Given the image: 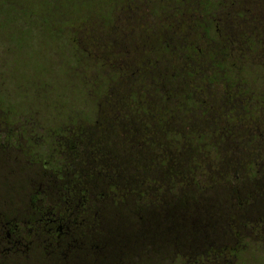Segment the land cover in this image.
<instances>
[{
	"label": "trees",
	"instance_id": "1",
	"mask_svg": "<svg viewBox=\"0 0 264 264\" xmlns=\"http://www.w3.org/2000/svg\"><path fill=\"white\" fill-rule=\"evenodd\" d=\"M257 1L253 0L254 16L233 23V31L223 21L210 31L203 25L201 31H184L183 44L177 49L163 44L161 48L160 41L152 52L140 46L136 67L121 72L127 77L116 82L118 91L111 87L105 94L91 125L83 120L46 130L35 120L31 124L38 139L26 144L27 136L10 141L7 135L24 120L12 126L0 119V155L6 163L14 159L22 164L24 172L21 205L52 196L46 185L53 178L46 174L55 164L63 178L81 190L68 196L94 205L88 219L102 227L105 235L114 236L113 208L140 210L148 204L151 191L178 195L186 190L199 192L213 181L233 185L241 174L226 168L240 152L249 176L264 174V0L260 8ZM209 2L200 0L202 17ZM25 153L38 156V162L25 163L21 159ZM144 163L166 167V171L145 176ZM71 172L72 180L67 175ZM260 191L264 192L263 182ZM231 197L232 204L239 205ZM263 199L260 193V202ZM15 211H3L0 219ZM259 220L264 223V214ZM227 221L226 227L231 223ZM179 223L176 219V230L189 228L191 234L201 235L203 245L211 242L214 224L192 220L182 222V228Z\"/></svg>",
	"mask_w": 264,
	"mask_h": 264
},
{
	"label": "rangeland",
	"instance_id": "2",
	"mask_svg": "<svg viewBox=\"0 0 264 264\" xmlns=\"http://www.w3.org/2000/svg\"><path fill=\"white\" fill-rule=\"evenodd\" d=\"M120 1L0 0V119L7 125L16 126L22 122L21 118L29 122L27 119L30 117L46 130L83 120H88L91 125L105 94L111 87L118 91V83L108 77L97 78V73L104 74V69L93 67L86 59L88 55L79 42L83 33L81 30L85 24H91L90 27L96 31L97 25L104 23L101 31L105 34L100 40L106 41L115 27V20L114 24L113 19L109 23L108 20L114 17L115 4H120ZM122 11L127 12V9ZM100 12L107 16L103 22L93 17ZM141 43L138 42V45ZM104 55L112 58L110 52L105 51ZM113 74L110 72V76L116 79L118 73ZM94 75L99 82H92ZM148 111L151 115L155 114L152 109ZM238 154L226 168L234 175L241 174L233 185L223 181L215 184L213 181L212 186L207 185L199 192L186 190L180 195H170L163 190L151 191L148 193V204L141 205L140 210L122 205L113 208L110 223L114 236L119 237V241L114 242L117 246L115 250L134 251L142 255L150 252L152 264H171L169 261H177L168 257L171 251H193L197 245L205 247L201 235L191 234V229L184 231L178 226L176 230V219L181 221L182 228V222L192 220L214 224L210 240L218 244L228 241L226 220L227 223L234 221L238 226L259 225V217L264 214V199L263 203L260 202V193L264 194L260 191L264 174L258 172L256 176H249L243 165L244 154ZM1 156L0 215L3 211L20 207L24 174L22 164L14 159L6 163V157ZM165 168L147 166V163L143 166L144 173H147L145 176L150 175L149 172L163 173ZM158 176L164 178L162 174ZM217 179L221 180V176L217 175ZM165 181L163 179L160 183ZM231 196L236 197L234 200L239 205L232 204ZM177 233L179 238L175 235ZM244 256L247 264H264L263 245L259 251L249 241ZM104 262L118 264L113 256L106 257Z\"/></svg>",
	"mask_w": 264,
	"mask_h": 264
},
{
	"label": "flooded vegetation",
	"instance_id": "3",
	"mask_svg": "<svg viewBox=\"0 0 264 264\" xmlns=\"http://www.w3.org/2000/svg\"><path fill=\"white\" fill-rule=\"evenodd\" d=\"M217 2L210 0L203 17L200 0H122L120 4L113 2L117 8H114L115 19L112 17L108 20L109 23L113 19V24L115 20V27L109 33L110 37L106 41L100 40L105 34L101 31L105 26L104 23L97 25L96 31L90 27L91 24L88 26L85 24L87 28L81 30L83 33L79 40L80 46L83 52L87 53L86 59L93 67L104 69L105 76L97 73V78L108 77L114 83L120 82L127 77L121 76V72H126L127 68L132 71L131 69L136 67V53L142 45L140 50L144 52H152L158 48L159 41L161 48L163 44L166 48L171 46L177 49L183 44L184 31H201L202 25L211 26L208 27L210 31L223 21L227 30L233 31V23L254 16L253 0ZM257 3L256 6L260 8V0ZM123 9H127V12H123ZM93 17L103 22L107 16L100 12L99 15L93 14ZM100 41L103 43L100 44ZM140 41L142 43L138 45ZM99 47L102 48L98 49ZM105 51L110 52L112 58L105 56ZM110 68L113 69V75L118 73L116 79L107 75L111 71ZM84 75L88 78L86 74ZM91 80L94 83L100 81L95 75ZM27 120L29 122L18 125L11 134H7L10 141L19 136H27L26 144L30 140L36 142L38 134L31 124L35 119L29 117ZM3 142L1 140V143ZM52 152L55 153V146ZM21 157L29 164L37 163L39 159L38 156L26 155V153ZM54 159L52 158V162ZM46 175L53 178L52 182L46 185L51 197L20 205L19 209H16V214L15 211L7 218L0 219V264H105L104 260L108 256H113L118 260V264H152L150 252L144 253L143 256L134 251L115 250L117 246L114 242L117 243L119 237L105 235L102 227L88 219L91 216L88 211L93 209L94 205L80 203L79 199L75 202V197L68 196L81 190L74 185L71 186V181L68 182L67 178H63L64 174L59 166L52 165L49 174ZM67 175L72 180L70 176H73V172ZM38 190H41V186ZM54 194L59 196L56 198ZM97 208L104 209V205H99ZM227 231L229 235L225 244L218 247L211 241L204 245V248H199L197 245L193 251H173L168 253V257L177 261L169 262L171 264H247L244 253L248 250L249 241L256 250L260 251L261 245L264 247V223L261 221L259 225L240 224L239 226L231 221ZM142 259L145 260L144 263ZM133 260L136 262H132Z\"/></svg>",
	"mask_w": 264,
	"mask_h": 264
}]
</instances>
